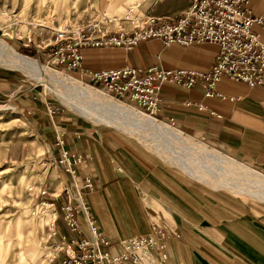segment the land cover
<instances>
[{
	"label": "crops",
	"instance_id": "1",
	"mask_svg": "<svg viewBox=\"0 0 264 264\" xmlns=\"http://www.w3.org/2000/svg\"><path fill=\"white\" fill-rule=\"evenodd\" d=\"M126 1L99 0L98 9L101 15L106 14L112 8L120 9ZM191 4L192 0H144L143 9L157 17L177 18ZM250 8L255 15L262 14L264 0H251ZM255 31L264 43L260 28L255 27ZM218 53L214 44L165 47L159 40L143 42L131 51H82L84 67L91 71L160 66L210 72ZM217 90L223 99L205 98L200 86L186 89L166 84L155 118L172 123L175 129L264 176V87L223 78ZM202 105L206 110H200ZM47 108L50 116L44 118L41 129L50 137L57 156L65 151L83 158L78 173L83 202L109 240L150 235L159 228L166 233L168 264H264V217L252 211H230L223 196L213 195L180 172L165 168L157 158L138 150L128 137L109 128L71 121L65 114L53 117L60 113ZM221 170L216 174H222ZM87 180L95 188H86ZM134 185L145 189L153 200L151 214L140 202ZM51 195L57 199L59 194ZM63 200L62 204L56 200L61 214L66 204ZM51 237L56 244L53 247L61 246L62 239L65 243L77 239L62 216Z\"/></svg>",
	"mask_w": 264,
	"mask_h": 264
},
{
	"label": "rangeland",
	"instance_id": "2",
	"mask_svg": "<svg viewBox=\"0 0 264 264\" xmlns=\"http://www.w3.org/2000/svg\"><path fill=\"white\" fill-rule=\"evenodd\" d=\"M142 1L128 0L120 9L112 8L106 14L111 17L125 15L129 7ZM98 4L99 0H0V43L6 42L19 54L36 60L41 67L77 80L74 72L48 64L53 59L49 57L52 51L45 46L54 41L56 31L66 26L77 29L99 19L103 14ZM14 66L8 52L0 46V264H56L51 263L58 250L53 247L56 244L51 233L61 219L56 200L60 204L62 198L67 201L65 189L70 181L57 164L60 156L53 151L50 137L41 129L44 118L50 116L47 107L60 113L53 117L65 114L71 121L109 128L128 137L138 150L157 158L165 168L180 172L192 183L214 192L213 195L223 196L230 211H252L264 217V189L255 185L245 172H257L252 166L238 163L189 133L180 135L230 164L199 156L200 152H192L191 146L184 143H179L180 151H172L134 120L109 111L104 105L91 106L93 101L78 91L75 93L58 83L48 85L36 69ZM214 169H222L226 176H219L216 174L219 171ZM230 169L235 170L231 172ZM134 187L140 202L150 213L153 200L145 189ZM51 194L59 195L56 199ZM247 206L254 208L246 209ZM81 218L84 220L83 216Z\"/></svg>",
	"mask_w": 264,
	"mask_h": 264
},
{
	"label": "built area",
	"instance_id": "3",
	"mask_svg": "<svg viewBox=\"0 0 264 264\" xmlns=\"http://www.w3.org/2000/svg\"><path fill=\"white\" fill-rule=\"evenodd\" d=\"M143 1L129 7L125 15L111 17L103 14L77 29L66 26L56 31L54 41L45 46L51 47L52 51L49 57L53 59L48 64L74 72L82 84L152 117L159 109L166 84L186 89L200 86L208 99L224 98L217 90L223 78L250 87H264V43L255 31V27H259L264 34V12L255 15L250 8L251 0H192L191 7L177 18L151 15L143 9ZM150 40H159L165 47L214 44L219 47V53L210 72L160 66L97 71L84 67L82 51L85 49L122 48L131 51ZM200 110H206L205 106H200ZM82 163L80 155L65 151L57 160L70 181L65 189L67 201L61 216L76 233L77 239L68 243L62 239L61 246L54 247L58 250L51 263L168 264L166 233L159 228L150 235L117 241L103 235L83 202L78 180ZM85 187L92 189L93 185L87 180ZM80 213L87 233L82 229Z\"/></svg>",
	"mask_w": 264,
	"mask_h": 264
},
{
	"label": "bare ground",
	"instance_id": "4",
	"mask_svg": "<svg viewBox=\"0 0 264 264\" xmlns=\"http://www.w3.org/2000/svg\"><path fill=\"white\" fill-rule=\"evenodd\" d=\"M0 46H1V50H5L8 52V55L10 59L12 60V63L15 64L14 66L15 68L17 69H26V68L36 69L42 75L43 81L48 83V85L53 84V83H58L61 86L68 87L69 89L75 90V93L79 92L81 95L83 94L82 96L89 98L91 101H93V104L90 102L91 106L97 107V106L104 105L107 107L109 111L114 110L120 115L124 116L125 118L134 120L143 129L151 131L157 138L161 139L165 143L166 147H168L170 150L172 151L174 150L178 152L180 151V148H177L179 146V143H184L186 145L191 146L190 149L192 152H195V151L200 152L201 154H199V156H205L209 159L216 160L220 162L221 164H230L227 161L225 162L221 161L222 157L220 158L219 156H217V154L212 153V152L210 153L207 150H203L205 149L204 146H200L198 144L193 145L192 143L187 141L188 139H185V137L180 135V134H183L181 131L175 129L171 125L164 124L158 121L155 117L149 116L141 110L132 108L121 102L119 103L117 101H114L108 96L103 95L101 92H98L97 90H94L93 88H90L89 86L82 84L78 80H75L74 78L69 77V75L68 76L62 75L58 71H53L51 69L41 67L36 60L19 54L14 48H12L6 42L2 41V44L0 43ZM94 109L97 110V108H94ZM91 112H95V111L91 110ZM168 144L171 146V148L168 146ZM173 145L175 146L174 149L172 147ZM221 164L214 163V165H219V166H221ZM234 170L230 169L231 172ZM216 171H220V169ZM245 172H247L249 179L255 185H259L260 187H263L264 189V176L262 174L258 172H251V171H245ZM197 175H200V174H197ZM219 175L224 176V173L219 174ZM228 180H231V179H228ZM260 187H257V188H260Z\"/></svg>",
	"mask_w": 264,
	"mask_h": 264
}]
</instances>
